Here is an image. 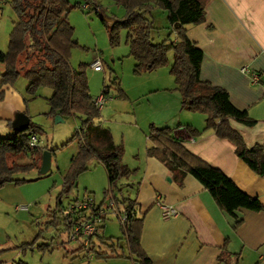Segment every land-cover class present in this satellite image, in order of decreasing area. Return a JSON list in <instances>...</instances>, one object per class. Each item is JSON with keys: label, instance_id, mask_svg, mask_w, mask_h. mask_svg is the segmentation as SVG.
I'll use <instances>...</instances> for the list:
<instances>
[{"label": "trees", "instance_id": "1", "mask_svg": "<svg viewBox=\"0 0 264 264\" xmlns=\"http://www.w3.org/2000/svg\"><path fill=\"white\" fill-rule=\"evenodd\" d=\"M123 8L121 17H106L99 14L106 28L107 38L114 45L119 40V30L126 29L125 41L129 54L134 59L135 72L149 71L168 62L167 53L172 51L169 73L173 76L175 88L179 91L181 108L205 114L203 129L210 128L216 136L229 139L234 145V153L257 175L264 177V145L254 142L247 145L241 133L230 123L236 120L250 125L254 119L245 109L235 107L229 100L227 91L199 77L202 50L186 34L187 24H197L204 20L206 0H112ZM84 3L98 5V0H11L16 20L8 34L5 51L0 50V99L3 85L11 83L19 74L27 79L26 92L33 94L36 87L45 85L51 88L47 97L51 117L71 116L78 119V127L69 140L77 141V150L71 156L63 177L62 192L70 189L76 176L86 169L87 161L95 158L105 169L108 186L104 197L112 198L119 209H124L127 217L121 224L122 235L133 264H152L150 257L140 243L143 213H136L134 198L117 197V182L128 177L133 170L121 162L122 145L113 141L110 129L98 120L99 107L89 92L86 63L81 62L73 68L69 63L71 48L77 45L73 26L68 20V12L73 7L81 8ZM160 8L166 13L168 34L161 40H154L151 9ZM98 12V11H97ZM100 13V12H99ZM174 33V37H171ZM111 82L115 83L116 78ZM110 84H103L101 95L108 93ZM117 95L123 91L117 85ZM10 124V120H9ZM38 125L29 120L27 129L12 130L10 135L0 136V187L6 183L18 185L26 179L18 176L32 169L39 170L41 155L45 146L38 143L28 149L30 135H35ZM187 132L197 137L201 133L191 125H185ZM147 144L144 152L155 157L166 166L171 177L182 184L185 174H191L210 193L217 205L230 216H235L239 208L262 210L264 205L256 196L249 195L221 169L214 167L188 149L177 139L168 125H149L146 134ZM52 153V150L49 149ZM29 156L28 161L19 162L15 156ZM119 190V189H118ZM61 192L56 197V206L47 209V226L63 225L68 230L74 221L70 213L61 205ZM104 222V221H103ZM241 219H235L233 226ZM103 223L88 245L78 244L74 251L84 255L94 253L103 256L97 249L100 244L118 246L117 239L105 238ZM40 229L34 237L21 242L16 247L24 254L27 250L45 251L48 243L37 240ZM108 240V241H106ZM220 259V256L218 257ZM12 264H27L19 259Z\"/></svg>", "mask_w": 264, "mask_h": 264}, {"label": "crops", "instance_id": "2", "mask_svg": "<svg viewBox=\"0 0 264 264\" xmlns=\"http://www.w3.org/2000/svg\"><path fill=\"white\" fill-rule=\"evenodd\" d=\"M204 12L202 22L186 25L187 36L202 50L199 77L223 87L231 103L254 119L250 125L230 120L245 143L264 145V0H206ZM151 15V34L158 41L168 34L166 13L153 7ZM171 37L175 38L174 33ZM251 71L259 76L255 82L251 81ZM179 102L177 97L172 103L171 122L164 120L159 126L171 125L173 135L188 149L221 169L264 205V177L236 156L229 139L216 136L210 128L203 129L204 113L180 108ZM185 125L201 133L193 137ZM133 151L132 161L124 160L123 164L135 171L124 183L133 188L136 213L144 212L140 243L152 264H264V209L239 208L230 216L191 174H185L179 185L165 165L145 154L143 146ZM159 200L172 205L177 214L162 218ZM24 201L21 186L6 183L0 187V264L19 259L28 264V252L22 254L16 247V232L11 233L9 227L12 215L24 211L17 209ZM239 218L241 222L233 226ZM48 244L50 251L54 245Z\"/></svg>", "mask_w": 264, "mask_h": 264}, {"label": "rangeland", "instance_id": "3", "mask_svg": "<svg viewBox=\"0 0 264 264\" xmlns=\"http://www.w3.org/2000/svg\"><path fill=\"white\" fill-rule=\"evenodd\" d=\"M98 4L100 13L90 7L83 8L82 5L81 8L73 7L68 12V20L73 26V35L78 43L71 48L69 63L73 68L78 67L81 62L86 63L89 92L94 98L101 93L104 83L110 84L108 93L104 95V103L99 109L98 120L110 129L114 142L122 145L121 162H131V156L136 153L134 148L143 146L145 149L149 125L153 123L159 126L164 120L171 122L173 117H169V113L173 110L172 103L176 102L177 97L181 100L180 93L174 86L173 76L169 73L173 55L172 51L167 53L166 64L149 71L135 72V61L129 54L125 41L126 29L119 30V40L112 45L99 16L103 14L110 18L121 17L124 11L122 6L112 0H98ZM16 18L11 0H1L2 51L7 48L8 34ZM94 59L99 60L100 70H95L90 65ZM3 68V63L0 62V72ZM112 78H116L115 83L111 82ZM116 83L123 91V96L117 95ZM26 85L27 79L19 74L4 87L5 92L0 99V136H7L12 132L7 116L12 119L16 111H23L31 122L39 126L35 133L37 143L52 150L50 167L46 172L32 169L18 174L26 179L17 185L21 186L25 198L23 205L18 204L17 209L24 211L12 215L14 217L9 224L10 232H16V242L20 244L31 240L40 229L41 236L37 243L47 242L54 245L52 250L42 253L37 250L30 253L27 250L25 256L28 264H133L122 235L121 223L110 209L107 210L104 229L100 234L113 241L117 239L118 246L114 245L112 248L107 244H100L97 251L103 253L101 257H96L94 253L84 255L78 251L73 255L75 251L72 253L70 249L77 247L78 241L68 240L62 224L46 225L47 209L56 206V197L60 192L62 206H67L73 199L81 198L86 193L92 196L94 202L107 204L110 198L104 197L103 191L108 182L102 164L95 158H90L86 169L76 176L70 189L62 192L64 174L71 156L77 150V141L69 138L78 127V119L65 116L62 120L55 121L54 117L46 114L49 108L47 96L50 95L51 88L39 85L33 94H29L26 92ZM179 107L181 108L180 102ZM15 159L19 162L28 161L29 156H15ZM133 173L134 170L131 174ZM124 179L126 177L118 180L119 190L114 193L117 197L133 198V188L125 184Z\"/></svg>", "mask_w": 264, "mask_h": 264}, {"label": "built area", "instance_id": "4", "mask_svg": "<svg viewBox=\"0 0 264 264\" xmlns=\"http://www.w3.org/2000/svg\"><path fill=\"white\" fill-rule=\"evenodd\" d=\"M1 2V0H0ZM83 8L90 7L95 11L100 10L98 5L92 3L82 4ZM90 65L95 70H100L101 65L98 59H94ZM243 70L247 69L245 67ZM250 78L252 82L258 80L259 76L257 73L251 71ZM104 96L98 95L94 98L95 104L100 108L104 103ZM37 144V139L35 135H30L28 139V149L32 148ZM161 208V217L169 218L177 214L176 209L165 202L158 201ZM18 207V206H17ZM23 207V206H22ZM110 209L112 213L118 218V221L122 224L126 220L127 214L125 210L119 209L112 198L109 199L107 204L94 202L92 196L86 193L81 198H75L65 206L64 211L70 213L74 219L71 227L66 231L68 240L78 241L83 247L88 245L89 239H93L98 230V227L103 223L107 210Z\"/></svg>", "mask_w": 264, "mask_h": 264}, {"label": "water", "instance_id": "5", "mask_svg": "<svg viewBox=\"0 0 264 264\" xmlns=\"http://www.w3.org/2000/svg\"><path fill=\"white\" fill-rule=\"evenodd\" d=\"M54 120L55 121H60L62 120V117L59 114L54 115ZM29 125V116L23 112V111H16L10 120V126L13 130L16 131H22L27 129ZM50 150L44 149L42 151L41 155V163L39 170L41 172H46L49 168L50 165Z\"/></svg>", "mask_w": 264, "mask_h": 264}]
</instances>
